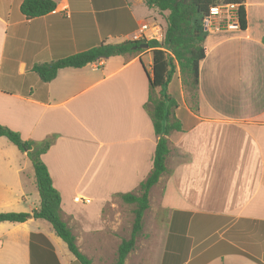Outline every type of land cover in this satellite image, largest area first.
Wrapping results in <instances>:
<instances>
[{"label":"crops","instance_id":"0c3cea01","mask_svg":"<svg viewBox=\"0 0 264 264\" xmlns=\"http://www.w3.org/2000/svg\"><path fill=\"white\" fill-rule=\"evenodd\" d=\"M54 1L53 11L27 19L22 0H0V125L23 140H51L41 159L62 219L91 264H112L127 238L119 194H137L157 142L148 108L159 98L149 87L151 49L61 68L47 82L32 67L121 43L144 23L146 33L159 28V41L167 12L144 0ZM244 10V29L207 30L194 104L178 68L167 86L180 130L166 136L165 171L149 191L154 239L136 242L124 264L154 255L155 264H264V0H245ZM11 146L0 137V170L20 183L27 156L14 145L23 158L15 164ZM32 220L11 222L10 230ZM38 233L25 243L0 240V264H31L30 235ZM57 260L80 264L66 254Z\"/></svg>","mask_w":264,"mask_h":264},{"label":"trees","instance_id":"16d2710c","mask_svg":"<svg viewBox=\"0 0 264 264\" xmlns=\"http://www.w3.org/2000/svg\"><path fill=\"white\" fill-rule=\"evenodd\" d=\"M245 0H144L149 8L159 12H167L165 30L161 40H125L117 44H100L88 50L53 60L35 64L32 70L42 81L53 79L61 68H80L100 59L115 55L135 54L143 49H134L142 43L152 52V71L149 75L150 89H159V98L152 100L150 117L154 132L157 135L152 168L142 182L139 183L137 194L128 192L119 194L122 202L134 204L133 222L129 238H123L117 247L116 257L112 264H124L127 254L136 244V238L142 230L145 211L149 207V191L165 171V160L169 152L166 136L172 130H180V125L171 119L176 102L167 94V86L176 69H179L182 85L197 100L199 63L205 56L203 42L207 30L203 19L208 15L209 8L218 5H237L240 29L246 26ZM56 7L54 0H22L20 11L27 19L43 16ZM264 42V38H263ZM0 137H5L21 152H25L34 170L35 187L38 192V205L31 213H0V222L20 223L32 217L47 221L56 236L66 245L68 251L80 264H91L87 256L80 252L75 237L61 216V198L53 187L49 172L41 159V155L49 148L51 140L42 142L23 140L11 129L0 125ZM31 264H59L51 244L42 234H31L29 241ZM248 256V255H246Z\"/></svg>","mask_w":264,"mask_h":264},{"label":"rangeland","instance_id":"374dc122","mask_svg":"<svg viewBox=\"0 0 264 264\" xmlns=\"http://www.w3.org/2000/svg\"><path fill=\"white\" fill-rule=\"evenodd\" d=\"M183 90L185 92V96L187 97V100L189 103L194 104L195 100L191 98L190 93L185 89L183 86ZM149 111L152 110V101L148 104ZM14 151L16 153V157L14 158V163L17 165L23 164V158H21L19 150L13 146ZM24 168L23 173L20 174L19 181L12 183V179L5 178V176L2 174V171L0 170V181H5L6 184L0 183V213H8V212H14V213H30L31 209L33 210L34 207L37 205L38 202V192L35 187V181H34V170L33 166L30 162V160L27 158L25 166H21ZM12 183V184H11ZM22 187V194L18 191V189ZM120 200V199H119ZM120 200V208L118 209L121 213V225L124 227V234L127 236V238L130 237L131 233V226L133 222V209L135 207L134 204H123ZM119 217V215H118ZM162 220L163 225L165 218L162 216L160 217ZM153 224V216L151 210H147L146 214L143 216L142 221V230L139 236L136 238V242H149L152 241L154 238L152 237V233L150 232V227ZM165 224V223H164ZM12 224L11 222H4L0 223V240L6 241L9 239H17L18 241H21L23 243L27 240V235L29 232H39L38 234L43 233L42 235L48 240V242L52 246V250L54 254L61 258V260H65V254L68 255L71 259H74L73 255L68 251L65 243L54 234L51 225L42 219L38 220H32L31 222L27 223L26 226L18 225L15 230H10ZM159 235L163 233V231L158 232ZM158 239V238H157ZM156 239V241H157ZM53 244H52V243ZM56 253H55V250ZM187 248L189 249V242L187 244ZM187 249V251H188ZM141 250H147L150 251L151 247L144 248V245ZM183 250L181 257H184V251ZM187 251L185 253H187ZM56 255V257H57ZM156 255L154 257H151V260H155ZM243 259V258H242ZM151 260L144 261V264H155L154 262H151ZM245 260V259H244ZM247 261V260H245ZM249 264H253L252 262L247 261ZM77 263H79L77 261Z\"/></svg>","mask_w":264,"mask_h":264},{"label":"built area","instance_id":"2783aa9c","mask_svg":"<svg viewBox=\"0 0 264 264\" xmlns=\"http://www.w3.org/2000/svg\"><path fill=\"white\" fill-rule=\"evenodd\" d=\"M203 26L206 30L211 28L227 30L240 29L237 15V5L228 4L210 7L208 15L203 19ZM148 29V24H142L138 30L129 35L128 40H150L153 39L159 32V28L157 26L153 27L151 33H146Z\"/></svg>","mask_w":264,"mask_h":264},{"label":"water","instance_id":"95a60500","mask_svg":"<svg viewBox=\"0 0 264 264\" xmlns=\"http://www.w3.org/2000/svg\"><path fill=\"white\" fill-rule=\"evenodd\" d=\"M148 46L146 43H142L140 45H138L137 47H134V49L138 48V49H146Z\"/></svg>","mask_w":264,"mask_h":264}]
</instances>
